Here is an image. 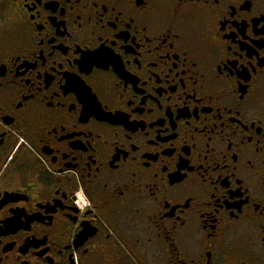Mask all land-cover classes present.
<instances>
[{"label": "flooded vegetation", "instance_id": "obj_1", "mask_svg": "<svg viewBox=\"0 0 264 264\" xmlns=\"http://www.w3.org/2000/svg\"><path fill=\"white\" fill-rule=\"evenodd\" d=\"M175 8L0 0V264H264V0Z\"/></svg>", "mask_w": 264, "mask_h": 264}, {"label": "snow or ice", "instance_id": "obj_2", "mask_svg": "<svg viewBox=\"0 0 264 264\" xmlns=\"http://www.w3.org/2000/svg\"><path fill=\"white\" fill-rule=\"evenodd\" d=\"M135 4L137 5H143L144 0H134ZM165 2H171V0H165ZM176 4L175 8V14L173 15V18L168 22V27L166 29V35L163 38V43H169L170 40H180L181 34L179 31L173 32V28L176 27L178 24L184 25L186 30H195L198 28L201 24L200 19L197 17L195 12H187L183 15L180 13V8L188 3H195V4H203L207 5L209 3V0H174ZM216 3H219V0H215ZM106 10V9H105ZM144 31H148V25H144ZM188 49L184 50L185 58L187 59L188 56ZM179 58V56H177ZM192 67H196L195 60L192 61ZM249 164H251V161H248Z\"/></svg>", "mask_w": 264, "mask_h": 264}, {"label": "crops", "instance_id": "obj_3", "mask_svg": "<svg viewBox=\"0 0 264 264\" xmlns=\"http://www.w3.org/2000/svg\"><path fill=\"white\" fill-rule=\"evenodd\" d=\"M149 264H161V263L158 262V261H155V262H151V263H149Z\"/></svg>", "mask_w": 264, "mask_h": 264}]
</instances>
